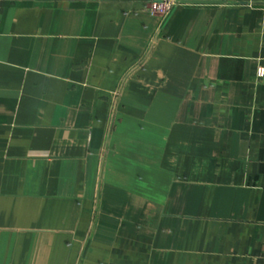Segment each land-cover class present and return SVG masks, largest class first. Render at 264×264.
<instances>
[{"label": "crops", "instance_id": "crops-1", "mask_svg": "<svg viewBox=\"0 0 264 264\" xmlns=\"http://www.w3.org/2000/svg\"><path fill=\"white\" fill-rule=\"evenodd\" d=\"M2 0L0 264H264V0Z\"/></svg>", "mask_w": 264, "mask_h": 264}, {"label": "built area", "instance_id": "built-area-1", "mask_svg": "<svg viewBox=\"0 0 264 264\" xmlns=\"http://www.w3.org/2000/svg\"><path fill=\"white\" fill-rule=\"evenodd\" d=\"M1 1L2 0H0V16L2 12ZM178 3L179 0H152V3L142 6V11L159 17L161 20H165L171 15ZM258 75L261 78L264 77V69H261Z\"/></svg>", "mask_w": 264, "mask_h": 264}, {"label": "water", "instance_id": "water-1", "mask_svg": "<svg viewBox=\"0 0 264 264\" xmlns=\"http://www.w3.org/2000/svg\"><path fill=\"white\" fill-rule=\"evenodd\" d=\"M80 1H96V2H115V3H140V4H150L152 0H80ZM183 5H223L224 2L219 1H193L185 0L182 1Z\"/></svg>", "mask_w": 264, "mask_h": 264}]
</instances>
